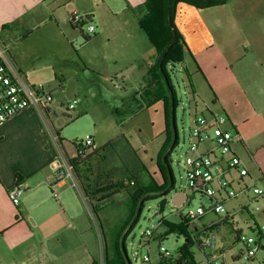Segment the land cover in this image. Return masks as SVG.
Listing matches in <instances>:
<instances>
[{
  "label": "crops",
  "instance_id": "1",
  "mask_svg": "<svg viewBox=\"0 0 264 264\" xmlns=\"http://www.w3.org/2000/svg\"><path fill=\"white\" fill-rule=\"evenodd\" d=\"M90 1L0 0V49L5 50V58L29 82H42L46 74L37 70V62L56 51L53 45L57 42L66 51L73 46L72 39H78L77 27L71 25L68 15L77 10L94 20L96 7ZM101 1L111 15L130 9L135 23L131 27L124 22L121 29L107 32L105 43L120 37L137 50L135 56L145 60L154 50L137 25L144 0ZM172 21L184 44L181 62L194 67L206 89L205 98L212 102V107L204 103L205 108L199 109L194 99L195 110L226 116L225 126L235 135L233 144L237 145L232 149L248 170L245 181L258 187L260 182L264 187V0H225L204 8L179 1ZM5 24L8 26L3 28ZM41 26L45 30L36 37ZM85 37L89 36L85 33ZM148 61L153 62V56ZM189 84L191 93L198 97L194 85ZM58 119L50 106L48 110L29 106L0 122V264L97 261L82 235L83 211L91 212L75 182L67 177L55 179L51 168L53 159L75 154L63 143ZM16 181L23 184L24 191L14 205L7 191ZM243 195L248 205L250 193ZM259 201H264V196ZM226 210L232 213L231 218L222 221H232L238 212L246 211L245 201L228 205ZM260 210L259 216L264 214ZM251 222L245 224L261 231L257 238L259 248L264 249L262 225L252 215ZM240 255L241 251L236 259ZM252 259L256 263V253L248 260Z\"/></svg>",
  "mask_w": 264,
  "mask_h": 264
},
{
  "label": "rangeland",
  "instance_id": "2",
  "mask_svg": "<svg viewBox=\"0 0 264 264\" xmlns=\"http://www.w3.org/2000/svg\"><path fill=\"white\" fill-rule=\"evenodd\" d=\"M90 3L94 8L96 7L94 20L91 21L95 33L89 36V40H84L86 25L81 28L83 34H80L78 27L74 28L78 39H72L73 46L68 47L66 51V47L62 49L60 43H55L53 47L57 50L43 56L36 67L38 66V71L47 75L40 83L50 92V109H54L59 118L61 138L65 145L71 146L74 150L72 141L84 138L86 135L92 136L98 146L113 140L112 146L100 151L98 155H93L87 161L85 168L89 177L88 182L102 183L99 192L101 210L97 218L85 209L81 217V226L83 239L86 236L97 264H105V250L108 253L109 264H117L114 238L116 239L120 230L127 229L136 211L124 189L113 190L108 185L118 179H123L126 184L125 164L133 171L136 180L144 186L151 184L152 181L158 186L166 182L163 174L168 179L167 167L160 152L170 130L167 126L166 114L169 107L171 123V99L159 65L156 66L154 60L148 61V58L154 56L153 51L144 60L135 56L137 50L120 37H114L110 42L105 43L104 37L108 35L107 32L121 29L124 22L130 23L131 27L134 26L131 10L127 8L118 15H111L103 1L92 0ZM44 30L41 26L36 32V37L41 36ZM147 46L150 45L147 43ZM184 65H187V68ZM165 70L176 99L174 116L177 143L167 157L174 186L166 196L160 195L165 190L162 189L154 195L155 197L145 199L136 222L126 231L124 246L130 264H147L142 260V255L145 253L149 255L150 264H158L161 253L159 245L170 253L183 247L184 236L178 233L166 234L167 228L164 223V220L178 221V217L173 213L174 207L169 202V197L175 190H183L189 195L190 202L184 206L185 208H195L198 204L207 206L209 203L206 197L192 195L186 187L184 159L189 154L192 119L199 113V110H195L189 83L191 82L196 88L198 97L195 99L199 109L205 108L204 103L212 107V102L205 98L207 93L200 75L185 60L173 64L167 63ZM69 103L73 104L74 109H67ZM232 147L237 148V145L233 144ZM72 177L71 179L67 176L70 180H74L83 196L80 181L74 173ZM69 179H67L68 183ZM257 184L261 186L260 182ZM83 198L85 200L84 196ZM239 200L245 201L246 211L238 212L232 221H222L214 226L212 229V234L215 236L214 247L207 246L204 252L195 244L190 247L198 264H214V262L215 264H263L264 249L262 248L256 251V263L253 259L252 261L244 259L242 254L236 259L237 254L245 250V245L235 239V232L241 229L245 237L258 236L254 226L249 228L245 224L251 222V215L258 219L259 226L262 225L261 230L264 231V214L259 216L260 209L252 211L243 194L223 205L227 208L228 205H235ZM258 204L264 211V201H259ZM87 207L89 209L88 204ZM218 216L223 217V213L207 212L194 221V225H206L217 220ZM99 226L102 230L101 236ZM146 229L152 230V234H143ZM121 236L118 250L126 264L121 250ZM159 238L162 240L159 241ZM261 243H264V238H261ZM17 262L20 263V260Z\"/></svg>",
  "mask_w": 264,
  "mask_h": 264
},
{
  "label": "built area",
  "instance_id": "3",
  "mask_svg": "<svg viewBox=\"0 0 264 264\" xmlns=\"http://www.w3.org/2000/svg\"><path fill=\"white\" fill-rule=\"evenodd\" d=\"M71 25L81 29L86 25V35L94 33L91 17L77 10L68 15ZM193 100L196 98L192 94ZM51 103L50 92L41 83H31L25 79L21 72L5 58V50L0 49V122H4L29 106H36L41 110H48ZM69 103L67 109H72ZM226 116L208 112L194 115L189 132L188 152L184 159L186 187L192 195H199L208 199V205L198 204L195 208L184 206L190 202L189 195L179 207H174V215L178 220H184L191 231L190 235L200 251L204 252L207 246H215V236L212 234L214 224L231 218L232 213L227 211L224 203L239 194L250 193L249 203L252 211L260 209L258 200L264 196V187H258L252 181H245L248 170L242 160L234 153L232 146L235 135L225 126ZM75 154L73 157L85 158L98 146L90 135L72 141ZM72 157V158H73ZM71 158H55L51 168L55 179L72 177ZM74 181V180H73ZM24 191L21 182L15 184L7 191V197L14 205ZM207 212L223 213V217L206 225L196 226L194 221L200 219ZM143 234L151 235L152 230L146 229ZM257 235H261L260 230ZM185 238V237H184ZM237 238L245 245L241 251L246 260L255 255L260 247V238L247 236L237 232ZM162 238H159L161 241ZM186 241V239H185ZM158 264H168L177 252L170 253L159 245ZM143 262L149 263V255H142ZM210 264V263H208ZM215 264V262H214Z\"/></svg>",
  "mask_w": 264,
  "mask_h": 264
},
{
  "label": "trees",
  "instance_id": "4",
  "mask_svg": "<svg viewBox=\"0 0 264 264\" xmlns=\"http://www.w3.org/2000/svg\"><path fill=\"white\" fill-rule=\"evenodd\" d=\"M179 1L192 4L198 8H204L207 6L222 3L225 0H171L170 1L171 20L173 19L175 5ZM141 8L143 12L138 17L137 20L138 26L142 30V32L146 35L147 39L149 40V42L153 47L154 50L153 60L156 66L159 65L161 55L163 52H165L161 60V67L163 69L164 74L168 78V75L165 70V65L167 63H172V64L178 63L183 60L184 57L183 41L176 27L174 26L173 21H172V27L168 24L167 10H166L167 0H144L143 4L141 5ZM6 26H8V24H5L3 28H5ZM174 35L177 37V39L173 44H170L171 41L173 40ZM85 39L88 40L89 37H85ZM172 92H173V99L175 106L176 99H175V92L173 89ZM166 121H167V126L170 130L168 133L167 141L163 146V148L161 149L160 155L165 154L172 140V128L170 123L169 107L167 109ZM176 143H177V139L175 144ZM112 145H113V140H109L106 143H104L102 146L97 147L92 153L88 154L85 158L73 157L69 160L72 166V172L75 174L76 178L80 181V189L89 206V210L92 213V215L94 217L96 216L97 218H99V212L101 210V194L99 192H100V188L102 187L100 186L102 185V183L94 182V184H92L91 182H88L89 177H87V172L85 167L87 165V161L91 159L93 155L100 154V151H104L107 149V147ZM168 155L169 153L166 155V163H167ZM125 167L127 168L125 173L126 174L125 177L127 178L126 184L123 179H118L116 182H111L108 186L109 188L118 191L124 189L126 191L128 199L135 208V211L139 201L142 198H144L145 200L155 197L154 195L158 193V191L165 189L168 186V179L165 174L163 175L165 176L166 182L163 183L161 186H158L155 181L154 182L152 181L151 184L144 186L143 184L139 183L138 180H136L137 178L134 175L133 171H131L130 168L126 166V164ZM164 223L167 228L166 234L178 233V234H182L186 239L183 247L179 248L176 251L177 252L176 256L170 259L168 261V264H198L194 259L193 254L190 251V247L194 244V242L190 235L191 231L189 230L188 225L185 223V221L178 220L177 222H172V221L164 220ZM99 229L101 236L102 230L100 226ZM123 230L125 229L123 228L122 230H120L116 235V239L114 238V248L118 256L117 264H125L124 260L121 259L118 250L119 237L124 232ZM104 262L105 264H109L108 253L106 252V250L104 251ZM91 264H97V262L93 261L91 262Z\"/></svg>",
  "mask_w": 264,
  "mask_h": 264
},
{
  "label": "water",
  "instance_id": "5",
  "mask_svg": "<svg viewBox=\"0 0 264 264\" xmlns=\"http://www.w3.org/2000/svg\"><path fill=\"white\" fill-rule=\"evenodd\" d=\"M170 1L171 0H167V9L166 10H167L168 24L172 27ZM176 39H177V37L174 35L173 40L171 41L170 44H173L176 41ZM164 53L165 52L162 53L161 58H160L159 69H160L161 73L163 74L164 82H165V84H166V86H167V88L169 90V94H170V99H171V128H172V140H171V143H170L167 151L163 155V160L166 163V155L171 151V149L173 148V146H174V144L176 142L177 130H176V126H175V116H174L175 106H174L173 92H172V89H171V87H170V85L168 83L167 77L164 74L163 69L161 67V60H162V58L164 56ZM166 167H167L169 185L163 192H161V194H160L161 196H166L173 189L172 173H171V170H170L169 166L167 165V163H166ZM186 197H187V195H186V193L183 190H175L171 194V196L169 197V202H170V204L173 207H179L183 203V201L186 199ZM143 202H144V198H142L139 201V203L137 205V208H136V212H135L130 224L128 225L127 229L122 234L121 239H120L121 250H122V253H123V255H124L125 259H126V264H130V261L127 258L126 251H125V246H124L125 234H126V231L131 228V226L134 224V222L138 218L139 213H140L141 208H142Z\"/></svg>",
  "mask_w": 264,
  "mask_h": 264
},
{
  "label": "flooded vegetation",
  "instance_id": "6",
  "mask_svg": "<svg viewBox=\"0 0 264 264\" xmlns=\"http://www.w3.org/2000/svg\"><path fill=\"white\" fill-rule=\"evenodd\" d=\"M168 185H169V181H168ZM173 186H174V181H173ZM167 187H168V186H167ZM167 187H166V188H167ZM166 188H165V189H166Z\"/></svg>",
  "mask_w": 264,
  "mask_h": 264
}]
</instances>
